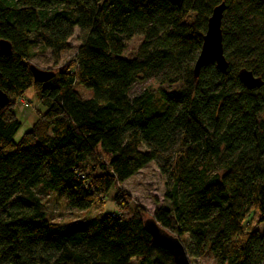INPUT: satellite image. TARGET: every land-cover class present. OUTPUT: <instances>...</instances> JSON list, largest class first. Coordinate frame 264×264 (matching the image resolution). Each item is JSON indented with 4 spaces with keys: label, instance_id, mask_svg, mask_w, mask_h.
Instances as JSON below:
<instances>
[{
    "label": "trees",
    "instance_id": "obj_1",
    "mask_svg": "<svg viewBox=\"0 0 264 264\" xmlns=\"http://www.w3.org/2000/svg\"><path fill=\"white\" fill-rule=\"evenodd\" d=\"M221 1L226 74L210 63L194 77ZM75 28L73 56L46 82L34 80L31 47L58 58ZM0 40L11 46L0 54L8 98L0 106V264H174L120 186L150 161L168 202L150 216L188 257L264 264V0H0ZM241 67L263 85L246 89ZM146 80L156 87L130 94ZM28 90L44 110L15 141V102ZM37 187L61 193L70 209L97 211L114 187L118 212L54 222Z\"/></svg>",
    "mask_w": 264,
    "mask_h": 264
},
{
    "label": "rangeland",
    "instance_id": "obj_2",
    "mask_svg": "<svg viewBox=\"0 0 264 264\" xmlns=\"http://www.w3.org/2000/svg\"><path fill=\"white\" fill-rule=\"evenodd\" d=\"M78 29L75 28L72 37L69 39V49L60 53L58 58L52 56L50 51L45 50L42 45L32 46L31 52L33 57L30 63L40 69L56 70L65 61L69 60L79 44ZM141 41V37H133L126 45L123 55L130 58L133 56ZM156 87V83L152 80L138 81L131 90L130 94L135 95L141 92L144 88ZM165 87V86H164ZM171 89V87H166ZM77 90L84 97H89L91 92L80 86ZM15 114L20 122L19 128L16 130L13 139L16 141L23 134L29 130L36 120L37 111H43L44 108L37 102L31 90H28L23 98H19L15 102ZM120 186L129 194L132 201L139 204L148 217L152 214L157 206H167L168 202L164 199L165 192V178L160 174L158 168L153 161L146 163L135 174L124 180ZM58 190V189H57ZM37 195L41 198L46 207L45 218H50L54 222H68L74 220H81L86 218H99L103 214L117 213L115 206L111 203V197L114 194V187H111L105 198V205L102 211H97L95 208H87L84 210L70 209L65 203L63 195L55 190H47L41 187L36 188ZM261 233L264 231V224L258 227ZM190 264H217L210 255H204L199 258L188 257ZM135 264V262H131Z\"/></svg>",
    "mask_w": 264,
    "mask_h": 264
},
{
    "label": "water",
    "instance_id": "obj_3",
    "mask_svg": "<svg viewBox=\"0 0 264 264\" xmlns=\"http://www.w3.org/2000/svg\"><path fill=\"white\" fill-rule=\"evenodd\" d=\"M175 6H180L183 0H166ZM225 8L224 1L216 4L212 9L206 21V29L202 35V42L193 65V76L198 75L199 69L210 63L222 74H226L228 62L223 55L221 19ZM11 52L10 44L5 40H0V54L9 55ZM32 77L39 82H46L54 76V72L46 69H40L30 64ZM237 77L240 83L248 90L259 88L263 85L261 77L256 76L252 71L241 67L237 71ZM6 94L0 90V106L7 102ZM143 226L150 235L154 245L166 250L172 257L174 264H190L184 246L178 237L168 232L157 221L149 216L145 218Z\"/></svg>",
    "mask_w": 264,
    "mask_h": 264
}]
</instances>
